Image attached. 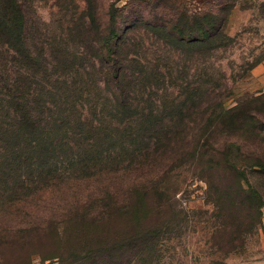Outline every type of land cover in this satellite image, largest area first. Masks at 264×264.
<instances>
[{
    "label": "rangeland",
    "instance_id": "rangeland-1",
    "mask_svg": "<svg viewBox=\"0 0 264 264\" xmlns=\"http://www.w3.org/2000/svg\"><path fill=\"white\" fill-rule=\"evenodd\" d=\"M22 1L30 43L57 49L32 93L69 145L37 158L39 170L23 178L34 184L23 190L0 157V264H264V172L246 170L240 189L234 173L217 169L221 158L191 162L206 139L229 142L204 135L211 118L260 112L264 121V0H100L128 39L137 87L127 106L75 27L85 3ZM173 26L198 36L213 29L209 42L188 43L169 36ZM12 123L0 95V136ZM158 131L163 145L178 132L186 141L136 164L128 150L145 157L143 142ZM179 155L189 163L153 182Z\"/></svg>",
    "mask_w": 264,
    "mask_h": 264
},
{
    "label": "trees",
    "instance_id": "trees-1",
    "mask_svg": "<svg viewBox=\"0 0 264 264\" xmlns=\"http://www.w3.org/2000/svg\"><path fill=\"white\" fill-rule=\"evenodd\" d=\"M82 1L85 3L84 18L75 27L80 28L78 32L82 30L85 33L83 43L94 52L91 56L92 64L99 67L104 76V82L113 85L116 102L127 106L137 87V78L131 72V62L127 55L129 46L127 36L122 35L121 25L113 18L105 20L100 0ZM210 29L200 31V34L197 32L198 36L193 30H180L178 26H173L169 36L175 37L171 34L175 33L176 38L179 37L180 40H186L188 43L209 42ZM32 30L22 0H0V62H3L0 65V75L3 78L0 80V95L7 99L8 116L13 117V123L7 130L9 136L7 138L0 136V157L9 160L4 170L16 175L13 186L20 190L34 184L33 180L28 178L23 180V178L33 176L39 170L37 158L52 159L63 150L62 148H68L69 145L61 139L57 140L60 136H57L56 114L43 108L41 105L45 104L44 100L41 101L43 104L37 102L39 99L32 93L33 86L37 87L39 82H45L49 68L52 67L51 62L57 64L56 48L30 43ZM10 64L15 65L16 74L9 72ZM260 114V112L249 113L250 116L245 119L241 116H230L224 120L222 117L216 123L219 117L212 112L211 117H215L209 120L211 126L205 127L204 135L221 133L226 135L229 142L226 140L223 144L218 141L210 143V140L206 139L203 144L196 145L191 162L197 160L199 162V158L204 156L217 158V160L221 158L219 160L221 162L216 165L217 169L234 173L237 187L243 188L246 170L258 169L264 172V121L259 117ZM77 123L81 127L86 125L83 120H78ZM160 135L158 131L156 137L153 136L148 142H143L144 149H147L145 157L142 155L138 158L140 151L136 153V149L128 150L136 164L146 161L153 163L152 157L149 156L150 151H160L186 141L184 137H180L181 132H178L176 136L179 137L169 139L163 145L166 136ZM248 145L255 146V150L245 149ZM204 149L207 150L206 154H203L205 151L202 152ZM186 163L189 161H182L179 155L172 164L164 163L168 171L152 181L158 182L159 186L161 178ZM46 177L44 180L40 179L49 184L51 179L49 176ZM142 187L149 188L146 185ZM252 201H255L254 197Z\"/></svg>",
    "mask_w": 264,
    "mask_h": 264
},
{
    "label": "crops",
    "instance_id": "crops-1",
    "mask_svg": "<svg viewBox=\"0 0 264 264\" xmlns=\"http://www.w3.org/2000/svg\"><path fill=\"white\" fill-rule=\"evenodd\" d=\"M264 74V73H263Z\"/></svg>",
    "mask_w": 264,
    "mask_h": 264
}]
</instances>
